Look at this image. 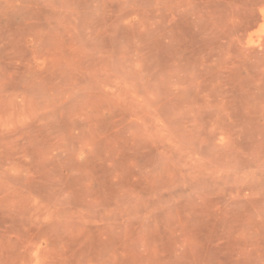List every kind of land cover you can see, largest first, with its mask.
<instances>
[{
    "label": "rangeland",
    "instance_id": "obj_1",
    "mask_svg": "<svg viewBox=\"0 0 264 264\" xmlns=\"http://www.w3.org/2000/svg\"><path fill=\"white\" fill-rule=\"evenodd\" d=\"M0 264H264V0H0Z\"/></svg>",
    "mask_w": 264,
    "mask_h": 264
}]
</instances>
